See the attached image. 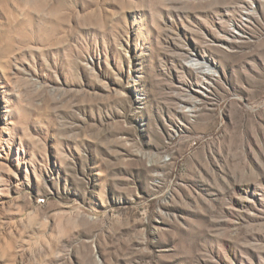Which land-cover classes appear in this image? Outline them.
<instances>
[{"label": "rangeland", "instance_id": "rangeland-1", "mask_svg": "<svg viewBox=\"0 0 264 264\" xmlns=\"http://www.w3.org/2000/svg\"><path fill=\"white\" fill-rule=\"evenodd\" d=\"M0 264H264V0H0Z\"/></svg>", "mask_w": 264, "mask_h": 264}, {"label": "bare ground", "instance_id": "bare-ground-1", "mask_svg": "<svg viewBox=\"0 0 264 264\" xmlns=\"http://www.w3.org/2000/svg\"><path fill=\"white\" fill-rule=\"evenodd\" d=\"M198 64V63H197ZM209 68V67H208ZM209 71H207V73H208ZM206 73V72H205ZM209 74V73H208Z\"/></svg>", "mask_w": 264, "mask_h": 264}]
</instances>
